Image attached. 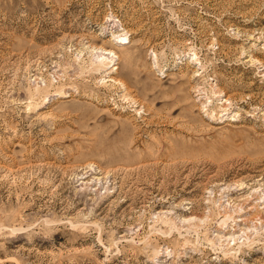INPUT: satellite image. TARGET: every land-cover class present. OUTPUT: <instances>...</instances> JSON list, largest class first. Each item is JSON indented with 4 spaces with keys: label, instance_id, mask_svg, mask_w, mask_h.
Returning <instances> with one entry per match:
<instances>
[{
    "label": "rangeland",
    "instance_id": "rangeland-1",
    "mask_svg": "<svg viewBox=\"0 0 264 264\" xmlns=\"http://www.w3.org/2000/svg\"><path fill=\"white\" fill-rule=\"evenodd\" d=\"M0 264H264V0H0Z\"/></svg>",
    "mask_w": 264,
    "mask_h": 264
},
{
    "label": "bare ground",
    "instance_id": "bare-ground-1",
    "mask_svg": "<svg viewBox=\"0 0 264 264\" xmlns=\"http://www.w3.org/2000/svg\"><path fill=\"white\" fill-rule=\"evenodd\" d=\"M106 52H108V51H106ZM106 52H105V53H106ZM113 54H114V53H113Z\"/></svg>",
    "mask_w": 264,
    "mask_h": 264
}]
</instances>
